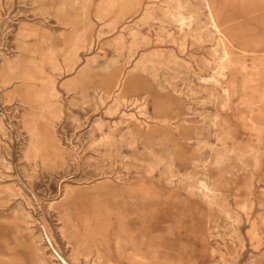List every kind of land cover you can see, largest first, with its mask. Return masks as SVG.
I'll return each mask as SVG.
<instances>
[{"label":"rangeland","instance_id":"rangeland-1","mask_svg":"<svg viewBox=\"0 0 264 264\" xmlns=\"http://www.w3.org/2000/svg\"><path fill=\"white\" fill-rule=\"evenodd\" d=\"M0 264H264V0H0Z\"/></svg>","mask_w":264,"mask_h":264},{"label":"bare ground","instance_id":"bare-ground-1","mask_svg":"<svg viewBox=\"0 0 264 264\" xmlns=\"http://www.w3.org/2000/svg\"><path fill=\"white\" fill-rule=\"evenodd\" d=\"M134 254V253H133Z\"/></svg>","mask_w":264,"mask_h":264}]
</instances>
